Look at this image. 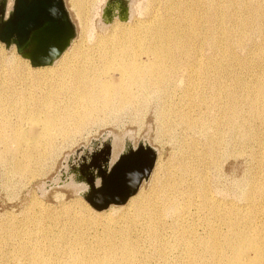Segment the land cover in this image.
<instances>
[{"label": "bare ground", "instance_id": "6f19581e", "mask_svg": "<svg viewBox=\"0 0 264 264\" xmlns=\"http://www.w3.org/2000/svg\"><path fill=\"white\" fill-rule=\"evenodd\" d=\"M89 2L99 29L96 44L73 38L52 64L32 65L15 44L7 47L8 55L0 41V160L19 175L34 174L37 165L59 151L60 143L74 141L94 125L108 124L111 115L124 110L139 115L151 95L163 93L169 95L163 96L159 110L160 130L176 140L177 158L154 169L155 162L149 186L142 184L144 178L126 204L109 206L118 214L124 207L134 211L115 219L127 228L110 226V238L98 241L101 251L92 254L95 248L85 245L83 253L69 249L61 264H149L152 257L160 264H264V165L262 177L222 179L224 160L248 148L254 158L264 147V80L256 77L258 82L247 86L248 93L240 91L242 95L224 84L233 64H247L232 45L242 46L251 32L264 29V0H166L163 12L154 10L132 25L128 21L132 13H142L140 4L133 6L129 18L117 14L109 24L113 0ZM87 3L69 4L80 26L87 18ZM63 28L49 23L43 35H60ZM28 60L44 70H31ZM192 71L202 78L200 95H193ZM179 87H184V95H172ZM253 119H260L261 126L253 125ZM145 153L141 148L122 156L106 172L98 165L100 188L92 197L119 199L137 177L145 176ZM80 189L84 196L87 189ZM95 209L99 214L106 208ZM110 212L106 220H114ZM132 215L141 219L134 227L128 223ZM144 238L151 253L145 251ZM24 251L29 253L26 264H54L35 246Z\"/></svg>", "mask_w": 264, "mask_h": 264}, {"label": "rangeland", "instance_id": "374dc122", "mask_svg": "<svg viewBox=\"0 0 264 264\" xmlns=\"http://www.w3.org/2000/svg\"><path fill=\"white\" fill-rule=\"evenodd\" d=\"M1 1L2 0H0V2ZM9 1L10 0H8V2ZM70 1L71 0H65V3L69 12H71V10L73 12L70 13V16L76 27L75 40L77 38L79 40L82 39V41L89 46L96 44L99 29L98 26L94 25V11L92 7H89L90 0H88L86 7L87 18L81 26L79 22H77L75 11L70 8ZM165 1L166 0H128L129 6L127 10L130 12L128 18L131 16V12L133 10L135 11L133 8L137 7L139 4L142 10V13H136V17L132 13L133 19L128 21V25L134 24L135 18L142 20L149 18L151 12L154 10L159 9L158 11L160 13L163 12L162 9L164 10ZM134 3H137V5ZM13 4L14 0L12 6ZM108 9L113 10L111 17H114L112 21H110L111 23H109L113 24L115 22V15L118 14V16H120L122 15L121 11H125V2H123V0H113L112 7L109 6ZM108 16H110V14H108ZM72 17H75V19ZM103 22L101 23L102 25L104 24ZM82 27H84V32L81 31ZM258 31L251 32L250 36L252 39H246L245 44H243L244 46L242 45L243 47L232 45L233 49L236 48L237 55L247 64H233L234 66H232L230 70L227 71V75H225L224 79L226 81H223L226 86L228 85V88H230L231 85L232 88H236V91L240 95H242V93L245 94V91L248 93L249 87H253V84L258 82L256 79L264 80V29H258ZM2 44L5 53L8 55L11 54L6 44ZM239 48L242 51H240ZM18 55L21 56L20 54ZM256 56L259 61H256ZM225 62L228 63L229 60H225ZM248 63L252 65L249 67ZM29 65L31 70H44L42 67H33L30 61ZM231 69L233 72L235 71L238 73H232ZM255 71L257 75H255ZM240 74L247 76L245 78L243 75L240 76ZM259 74L262 77H259ZM234 75L237 76L235 77ZM191 77L194 80L191 86L192 92L196 91L193 95H200L197 91L198 87L202 85V78L199 77L197 71H192ZM241 77L243 80L240 79V82H238V80L235 81V79ZM241 81L245 84H242ZM164 95L169 94L151 95V97L148 98L145 109L143 108V112L139 115H136L132 110H124L121 113L111 115L108 124L94 125L89 131H84L78 135L74 141L65 142L63 144L60 143L58 147L59 151L56 149L57 152L55 151V154L53 153L52 157L48 158L44 164L37 165V170L34 174L26 173L27 175H19V173L13 172L9 162L6 164L7 162L0 160V264H26L29 253L27 255V252L24 250L30 251L34 246L38 253L44 252L45 258L54 264H61L60 260L63 258L67 259L70 254L69 249H72L74 253H83L84 245L86 247L90 246L95 248L92 254H96L101 251L102 248L98 241L102 240V243H104L106 242L105 238H110V235L106 233L110 231V226L117 227L115 230H119L120 227H128L127 225L121 226L126 223H116L115 219L120 216L122 218L126 217V214H133V210H128L124 207L123 211H119L118 214L114 211L110 212V207H108L104 209V211L102 210L105 213L96 214L98 210L96 211L95 207L82 195V189H80V187L82 188L85 186L87 189L85 194L91 195L93 190L100 188V186L98 187L96 185L97 180H101L100 174H98V165H101L102 171L106 172L105 170H111L112 167L120 161V157L123 155H130L132 152H137L141 148L146 151L145 155L148 157V161L153 153L156 154V165L154 169L157 164L165 165L166 163L173 162L174 159L177 158L176 140L168 136L167 133H162L160 130L159 110L162 107ZM172 95H184V87H179ZM176 99L177 101L180 100L179 98ZM244 106L243 109L247 111L248 105L244 103ZM253 120H251L253 125H257V123L260 122V119ZM259 125L260 124H258L257 127ZM250 140L252 141V139ZM114 147H117V151H114ZM149 149H151V151ZM250 149L251 148H248L247 151L242 150L241 155L232 156L224 160L223 181L233 180L235 177L245 178L250 174L253 176L261 175L262 177L261 167L264 165V160L260 158V155H264V147L261 146L259 148L258 153L254 154V158L253 154L250 153ZM116 154L118 156L121 155L118 158ZM140 158L141 157L138 159L140 160ZM151 175L148 179H145L142 184L145 186L147 184L150 185L149 180L151 179ZM84 204L87 205L88 208L85 207ZM109 212L111 213L110 216H115L114 220L111 218L110 220H106L104 218L109 217ZM129 219L128 223L129 225H133L132 227L141 220L137 215H132ZM260 219L264 222L262 217H260ZM110 223L112 224L109 225ZM116 224L121 225L116 226ZM25 233L26 235H24ZM61 236L65 238H60ZM80 236H82L81 239ZM81 240L83 244H80ZM142 244L145 251L151 253V246L145 238ZM46 250H48L49 253ZM86 253L91 254L90 251ZM136 259L141 260L138 254H136ZM149 264H160V261L156 257H152ZM170 264L174 263L172 262Z\"/></svg>", "mask_w": 264, "mask_h": 264}, {"label": "water", "instance_id": "95a60500", "mask_svg": "<svg viewBox=\"0 0 264 264\" xmlns=\"http://www.w3.org/2000/svg\"><path fill=\"white\" fill-rule=\"evenodd\" d=\"M123 2H125L126 9L122 10L121 14L123 18H126L129 16V12L126 0ZM8 3V0L0 2V41L5 43L8 48L15 44L18 52L23 55L27 54L34 66L52 64L70 45L76 35V27L65 0H14L11 9H8ZM108 11L110 13L109 9ZM49 23H54L60 28L64 27V30L61 31L62 33L60 32V35L44 37L43 34L46 33ZM149 150L151 151V149ZM155 162L156 154L153 153L148 161L149 166L145 176H139L129 190L120 194L119 199L110 196L98 201L92 195L85 194L84 197L98 209L107 208L112 203L124 204L131 195L138 191L142 180L149 178Z\"/></svg>", "mask_w": 264, "mask_h": 264}]
</instances>
